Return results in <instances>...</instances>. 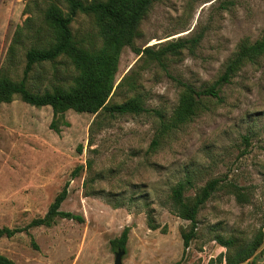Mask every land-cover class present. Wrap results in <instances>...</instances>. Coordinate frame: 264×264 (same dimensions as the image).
<instances>
[{
	"label": "rangeland",
	"instance_id": "obj_1",
	"mask_svg": "<svg viewBox=\"0 0 264 264\" xmlns=\"http://www.w3.org/2000/svg\"><path fill=\"white\" fill-rule=\"evenodd\" d=\"M51 1L66 11L63 0H0V68L16 30L23 29L8 73L15 81L23 78L27 50L49 39L44 17ZM71 28L77 40L92 39L85 41L87 48L94 39L101 45L94 18L79 15ZM193 38H200L195 49L168 56L166 67L132 47L123 49L116 81L124 83L110 103L139 98L147 113L110 117L70 110L64 116L69 126L56 133L51 107L19 98L0 106V229H24L44 217L66 183L69 195L61 210L84 218L83 223L58 218L52 227L4 237L0 254L30 264H114L119 249L111 242L129 227L123 264H208L227 251L214 241L217 236L241 243L253 239L264 224V55L222 88L221 102L204 98L192 122L157 147L152 143L161 129L158 114L168 120L179 105L184 91L179 81L209 88L243 40L264 39V0L156 2L134 48L160 51ZM77 74L66 59L43 63L34 67L28 85L39 93L67 89ZM78 166L84 168L73 177ZM188 176L194 183L186 193L190 199L220 179L244 187L250 202L240 204L227 189L216 193L200 211L197 238L185 251L182 233L191 224L172 212V192ZM245 264H264V243Z\"/></svg>",
	"mask_w": 264,
	"mask_h": 264
},
{
	"label": "trees",
	"instance_id": "obj_2",
	"mask_svg": "<svg viewBox=\"0 0 264 264\" xmlns=\"http://www.w3.org/2000/svg\"><path fill=\"white\" fill-rule=\"evenodd\" d=\"M65 8L57 2L51 1L45 11V24L50 33L49 39L45 38L42 47H32L26 52V65L23 78L19 81L11 79L8 75L16 64L19 46L23 38V29L18 28L8 48L3 65L0 68V106L12 103L16 98L22 102L37 107H51L53 120L50 128L60 133V126H69L65 120V113L73 110L77 113H87L99 116L106 114L110 117L117 115H141L147 113L142 100L133 98L121 104H111L110 99L117 89L123 86V80L117 84L120 57L126 47H132L137 55L146 56L148 59L157 61L162 67H166L165 60L168 56H179L184 49L193 51L200 42V38L191 40L181 39L168 43L162 50L154 51L152 47L144 50L134 48L135 40L140 36V27L149 14L152 6L162 0H63ZM79 15L94 18L98 30L97 36L101 45H97L96 39L93 46L87 48L85 41L92 39L77 40L71 28ZM46 40H48L46 42ZM264 55V39L251 42L243 40L235 55L229 60L220 78L209 88L196 89L190 84L179 81L184 88L179 105L170 119L159 113L161 129L157 138L152 143V148L157 147L161 140L168 134L179 129L181 126L192 122L202 111L204 98L222 101L221 91L232 82L237 73L248 64H255ZM142 58V57H141ZM63 59L69 60L77 71L73 79V85L67 89L55 88L52 91L45 90L43 93L34 92L29 88L30 74L37 65L61 63ZM97 120L94 121L96 123ZM84 167L78 166L72 173L77 177ZM194 187L192 177L188 176L180 181L172 192V212L179 218L189 221L190 230L182 233L185 251L190 248L198 235V215L206 203L216 193L227 189L240 204L250 202L249 195L244 187L235 184H224L220 179L207 182L195 196L190 199L186 193ZM69 195V183H66L61 192L50 205L48 212L42 218L34 219L24 229H0V239H11L17 234L33 227H52L58 218L84 222V218L72 212L61 210L63 203ZM150 229L157 230L156 225H150ZM130 228L126 227L122 235L111 242L112 246L126 252ZM214 241L227 251L217 258L211 259L208 264H245L254 261L257 252L264 243V224L249 242H242L237 237L226 238L217 236ZM36 246V245H35ZM37 248V246H36ZM38 249V248H37ZM0 264H18L5 255L0 254ZM179 264V263H178Z\"/></svg>",
	"mask_w": 264,
	"mask_h": 264
},
{
	"label": "water",
	"instance_id": "obj_3",
	"mask_svg": "<svg viewBox=\"0 0 264 264\" xmlns=\"http://www.w3.org/2000/svg\"><path fill=\"white\" fill-rule=\"evenodd\" d=\"M126 252L119 249L115 255V263L114 264H123V258Z\"/></svg>",
	"mask_w": 264,
	"mask_h": 264
},
{
	"label": "crops",
	"instance_id": "obj_4",
	"mask_svg": "<svg viewBox=\"0 0 264 264\" xmlns=\"http://www.w3.org/2000/svg\"><path fill=\"white\" fill-rule=\"evenodd\" d=\"M1 255H3V254H1ZM81 255V254H80ZM80 255L76 258V260H75V262L76 261H78V259H79V257H80ZM8 258H10V259H12L11 257H9L8 256ZM12 260H14V259H12ZM16 263H18V264H30L29 262H24V261H16V260H14ZM35 262V261H34ZM34 262H31V263H34Z\"/></svg>",
	"mask_w": 264,
	"mask_h": 264
}]
</instances>
